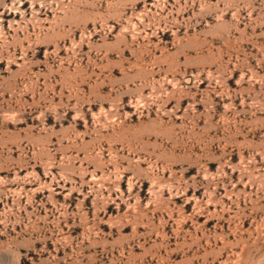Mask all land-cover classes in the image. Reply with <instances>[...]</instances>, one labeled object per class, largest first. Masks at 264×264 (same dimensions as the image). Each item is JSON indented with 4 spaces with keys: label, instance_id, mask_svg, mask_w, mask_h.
Returning a JSON list of instances; mask_svg holds the SVG:
<instances>
[{
    "label": "rangeland",
    "instance_id": "1",
    "mask_svg": "<svg viewBox=\"0 0 264 264\" xmlns=\"http://www.w3.org/2000/svg\"><path fill=\"white\" fill-rule=\"evenodd\" d=\"M0 264H264V0H0Z\"/></svg>",
    "mask_w": 264,
    "mask_h": 264
}]
</instances>
